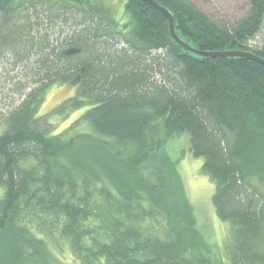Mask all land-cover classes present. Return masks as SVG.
<instances>
[{
    "label": "trees",
    "instance_id": "trees-1",
    "mask_svg": "<svg viewBox=\"0 0 264 264\" xmlns=\"http://www.w3.org/2000/svg\"><path fill=\"white\" fill-rule=\"evenodd\" d=\"M124 1L120 23L99 0H0V88L22 70L20 103L0 117V264H264V65L200 55L264 59L249 47L264 0L232 27L190 0H152L194 51L160 10ZM75 82L54 111L88 110L55 134L41 107ZM184 135L215 184L226 261L170 159ZM164 151L171 166H147Z\"/></svg>",
    "mask_w": 264,
    "mask_h": 264
},
{
    "label": "rangeland",
    "instance_id": "rangeland-1",
    "mask_svg": "<svg viewBox=\"0 0 264 264\" xmlns=\"http://www.w3.org/2000/svg\"><path fill=\"white\" fill-rule=\"evenodd\" d=\"M106 3L112 10L114 16L120 23L126 22L128 14L125 10L124 0H99ZM192 3L201 8L206 14L211 16L215 21L224 24L228 27H232L239 19L246 16L250 9V0H190ZM249 47L252 49L264 48V28L261 33L249 43ZM22 70H18L16 73L19 75L18 79L7 81L1 78V82H5V86L0 88V117L7 114L10 108L20 103V99L14 94L16 89V83H19L21 79ZM1 73V70H0ZM10 77L16 76L15 72H9ZM6 77V76H4ZM76 82L72 85H55L50 89L48 95L45 98L41 112L39 115H50V123L54 125L55 134H61L66 132L72 123L88 110L84 108L78 111L66 108L62 113L54 111L64 101L73 97L76 93ZM83 125L75 128L77 132L83 130ZM155 134H159L161 127L154 128ZM177 139V138H176ZM170 145L169 156L173 161H177V167L181 175L182 183L185 188L186 194L195 209L198 218V227L204 238L209 244L213 245L218 251L221 252L224 261H226L227 254L225 248L229 244L230 231L229 226L223 223L217 216L212 198L215 193V184L210 177L203 173L202 165L203 160L196 158L189 150V137L184 135L173 142ZM168 151V149H167ZM167 153L164 151L156 158H152L148 163V167H153L155 164L171 166L170 159ZM263 194L264 185L257 183ZM65 256L64 261L69 264L71 256L63 254ZM61 259V258H60ZM63 260V259H62Z\"/></svg>",
    "mask_w": 264,
    "mask_h": 264
},
{
    "label": "water",
    "instance_id": "water-1",
    "mask_svg": "<svg viewBox=\"0 0 264 264\" xmlns=\"http://www.w3.org/2000/svg\"><path fill=\"white\" fill-rule=\"evenodd\" d=\"M144 2L150 4L151 6L155 7L156 9L160 10L165 17L168 19L169 21V26H170V31H171V35L173 37L174 40H176L179 44H181L182 47H184L186 50L188 51H194L192 49H190V47H188L185 43H183L176 35L175 33V20L172 16V14L165 8H163L162 6H160L159 4H157L156 2L152 1V0H143ZM201 56H211V57H215V56H240V57H246L250 60L256 61L262 65H264V59H261L253 54L250 53H244V52H234V53H222V54H204V53H200Z\"/></svg>",
    "mask_w": 264,
    "mask_h": 264
}]
</instances>
